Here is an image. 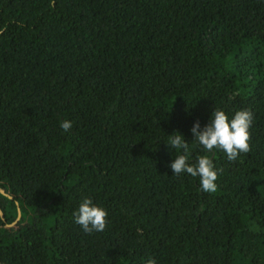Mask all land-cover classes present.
Returning <instances> with one entry per match:
<instances>
[{
	"label": "trees",
	"instance_id": "obj_1",
	"mask_svg": "<svg viewBox=\"0 0 264 264\" xmlns=\"http://www.w3.org/2000/svg\"><path fill=\"white\" fill-rule=\"evenodd\" d=\"M215 109L254 115L235 161L193 140ZM0 187V264H264V0H0Z\"/></svg>",
	"mask_w": 264,
	"mask_h": 264
},
{
	"label": "clouds",
	"instance_id": "obj_2",
	"mask_svg": "<svg viewBox=\"0 0 264 264\" xmlns=\"http://www.w3.org/2000/svg\"><path fill=\"white\" fill-rule=\"evenodd\" d=\"M231 99V97H230ZM254 115L248 109L236 111L229 119L224 110H213L209 122L201 129L199 121L191 128L194 139L203 147L205 153L213 150L224 152L229 161L237 160L242 153L251 151V125ZM60 127L70 131L72 122L64 120ZM176 135H170L166 142L170 149L175 150L178 155L170 163L173 175L188 174L199 177L200 188L207 193L217 190L219 171L213 160L208 155L199 156L194 163L189 158V143L184 136L176 131ZM74 222L81 226L85 233L103 232L108 225V212L105 208L94 204L91 198H84L76 212ZM147 264H156L153 258L147 260Z\"/></svg>",
	"mask_w": 264,
	"mask_h": 264
},
{
	"label": "water",
	"instance_id": "obj_3",
	"mask_svg": "<svg viewBox=\"0 0 264 264\" xmlns=\"http://www.w3.org/2000/svg\"><path fill=\"white\" fill-rule=\"evenodd\" d=\"M0 190H1V192H3L4 194L11 196L9 193L6 192V190H5L4 188H1V187H0ZM0 214H1V216H2L3 218L5 217V214H4V212H3L2 208H1V206H0ZM20 215H21V211H20V207H19V215H18V219L20 218ZM18 219H17V220H18ZM17 220L13 221L12 223H8L7 225H12V224L16 223Z\"/></svg>",
	"mask_w": 264,
	"mask_h": 264
}]
</instances>
